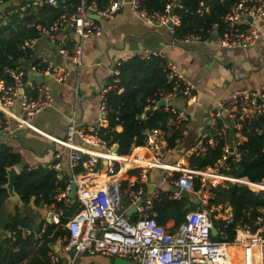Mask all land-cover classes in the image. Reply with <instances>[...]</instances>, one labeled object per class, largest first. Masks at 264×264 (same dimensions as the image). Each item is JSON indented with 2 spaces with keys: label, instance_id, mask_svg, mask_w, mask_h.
Instances as JSON below:
<instances>
[{
  "label": "built area",
  "instance_id": "1",
  "mask_svg": "<svg viewBox=\"0 0 264 264\" xmlns=\"http://www.w3.org/2000/svg\"><path fill=\"white\" fill-rule=\"evenodd\" d=\"M143 1L107 0L104 6L98 8L94 1L78 0V6L73 14L47 27L37 26V34L38 37H48L53 43L57 42V53L71 63L74 71L81 66L82 44L101 35L102 29L98 19H111L123 5H128L134 17L144 25L165 26L174 37V31L180 24L176 13L181 9L180 0H169L159 12H147L142 7ZM4 2L0 1V5ZM44 5L57 7L58 3L57 0L26 1L13 6L7 12L6 8H0V18L12 14L24 16L31 8H41ZM93 15L97 19H93ZM65 26L71 30L74 37L67 47L61 42L60 35L61 29ZM263 32L264 0H235L221 15L219 22L211 25L209 38L202 40L198 35H186L180 40L175 37L173 39L181 45L210 42L223 49L250 48L255 46ZM35 42L30 41L25 45L32 48ZM132 57L150 59L160 55L154 51L143 50ZM163 71L167 82L172 83V92L159 94L158 99L152 101V104L155 106L162 100L163 110L171 114L165 127L179 130V134H183L182 127L187 121V116L182 111L174 110L168 102L179 97L193 104L196 97L192 92V86L181 77L173 62L164 61ZM27 73L40 78V83L31 89V95L23 92ZM117 73V69H112V76H116ZM2 75L0 132L11 135L12 130L8 121L12 116V107L16 105L19 112L17 126H28L33 117L48 109L52 103L51 89L42 82V79L48 78L56 84H61L67 77V70L52 63H45L42 66L40 63L27 65L19 63L15 67H4ZM108 89L101 91L97 122L81 126L70 121L65 124L62 140L56 141L64 149L70 179L54 198L66 206L70 201L69 184L74 182L73 198L79 208L64 222L65 248L72 252V261L81 255H98L103 258L121 259L129 264H230L233 257L229 248L235 245L238 248L239 264H264V219L256 218L252 226L237 225L234 229V238L229 241L227 229L232 224V215L228 216L215 228L214 240L209 231L213 227L211 222L213 217L204 210L207 208L209 189L220 185L218 180L212 178V173H217L220 169L228 170L227 160L231 159L233 165L239 161L236 148L245 141L242 131L246 123L259 118H262L264 123V84L250 91L233 92L209 111L208 133L199 137L186 155L204 156L208 149H213L221 143L222 154L213 167L188 170L185 162L165 167L168 174L172 172L178 174L177 179L170 182L175 189L170 198L179 199L180 191H185L194 194L203 207L187 211L183 222L173 230L155 223L153 202L157 199L158 193L146 194L147 174L150 170L160 167V150L167 147L162 131L145 129L142 132L144 138L142 147L147 152V157L133 167V180L128 183L127 192L122 193L110 153L114 145L109 146L97 134L98 128L104 125V95ZM229 123L232 124L235 142L231 149L224 147ZM257 132L260 133L261 130ZM173 142L177 143L178 139ZM10 151L21 156L18 148L10 147ZM101 160L105 161L103 167L100 166ZM37 168L34 163L27 165V170ZM43 169L52 172L56 179L60 180L62 167L59 162L47 164ZM77 169L78 172L74 173ZM100 171L103 175L97 176ZM194 179L198 185L196 191ZM138 201L140 205L136 206ZM50 206L46 207L44 223L56 224L62 217V212ZM132 206L135 208L134 213L126 218L124 213ZM15 233L29 235V232L24 233L18 226L15 231L7 232V237L12 238ZM48 261L49 264L57 262L51 254Z\"/></svg>",
  "mask_w": 264,
  "mask_h": 264
},
{
  "label": "crops",
  "instance_id": "2",
  "mask_svg": "<svg viewBox=\"0 0 264 264\" xmlns=\"http://www.w3.org/2000/svg\"><path fill=\"white\" fill-rule=\"evenodd\" d=\"M8 1L9 6L7 8H12L17 4L35 0ZM38 9L33 7L27 13L36 14ZM66 17L62 15L59 19ZM98 23L102 29L101 35L82 44L81 66L77 71L72 69V65L67 59L57 53L58 43H53L48 37H39L33 47H30L34 60L40 64L52 63L66 69L67 77L61 84H56L48 78L42 79V82L51 89L52 103L48 109L33 117L28 126H17L19 112L17 106L14 105L11 109L12 116L8 121L12 134L5 135L0 132V144L20 149L21 164L26 167L29 163H34L38 167L44 168L47 164L59 162L62 167L60 180L66 177L68 181L70 172L66 167L65 152L56 143V141L62 140L64 136L65 124L70 121L81 126L95 124L99 117L98 106L101 91L111 88L112 69L115 68L116 64L126 61L140 51H154L159 53L160 58L164 61H171L175 64L181 77L192 86V92L196 97L193 104L179 97L168 102V105L174 110L184 112L187 121L182 127L183 134H179V130L165 127L166 131L162 132L165 141L177 131L178 142H173L171 148L166 147L160 150V167L150 170L147 174V186L154 185L151 193L161 191L172 194L175 189L170 182L175 181L178 174L176 172L168 174L165 167L179 162H185L187 165V151L199 137L208 133L209 111L233 92L250 91L264 84V32L255 46L250 48L223 49L210 42L181 45L174 41L172 35V37L169 35L168 29L166 35L165 32L159 30V27H148L141 24L131 13L128 5H123L109 20L98 19ZM60 35L62 37L61 42L66 47L70 46L74 40L71 30L65 26L61 29ZM20 64L27 65L30 63L21 61ZM35 84L26 78L23 92L31 95V89ZM115 130L119 131L120 128L116 127ZM114 147L116 146L114 145L110 151L114 163V172L120 181L121 192L126 193L129 189L128 183L133 180V167L147 157V152L142 146H139L133 147L128 155L118 156L117 153H112ZM224 147L231 149L226 136ZM127 164L128 166H125ZM103 165H105V161L101 160L100 166L103 167ZM13 167L18 173L20 167ZM187 169L189 170L188 166ZM227 172L228 170L220 169L217 173H212V178L218 180L219 187L225 188L231 184L245 186L253 192L264 191V185H261L260 189L253 188L256 184H264V181L250 183L243 177L235 178L228 175ZM101 175L103 173L100 171L97 176ZM188 194L191 196L187 198L188 202L197 209V206L200 205L199 199L194 194ZM73 202H76L75 199L70 197L67 205ZM46 207L41 204L36 205L33 198L25 206L21 202L16 205L4 202L0 211V221L16 211L21 218L28 220L26 227L21 228L24 233L25 231L29 232V235L20 233L21 238L31 236L32 239H38L46 225L57 224L44 223ZM207 209L212 211V220L215 221H221L232 215L231 208L226 202L210 206ZM261 214L264 217L263 210H261ZM39 224H41V229L38 232ZM172 226V220L167 221L164 225L166 229ZM61 227L64 229V224ZM6 237L7 231L0 226V239ZM64 238L57 239L52 246L53 252L47 254V261L50 254L56 258V264H111L113 261L111 258L105 259L98 255H81L72 261V252L65 248ZM232 247L233 250L230 252L233 258L230 264H239L236 262L238 261V248L235 245ZM233 251L236 252L233 253ZM71 261L72 263H70ZM20 264H26V261Z\"/></svg>",
  "mask_w": 264,
  "mask_h": 264
},
{
  "label": "trees",
  "instance_id": "3",
  "mask_svg": "<svg viewBox=\"0 0 264 264\" xmlns=\"http://www.w3.org/2000/svg\"><path fill=\"white\" fill-rule=\"evenodd\" d=\"M91 1L101 8L107 0H86V2ZM168 1L144 0L142 7L147 12H159ZM234 1L180 0L181 9L176 11L180 24L174 31V37L177 40L186 35H198L202 40L209 38L211 25L219 22L221 15ZM57 3V7L42 6L36 14L27 13L23 17L12 14L0 18V78H3L2 69L4 67H15L21 61L37 64L38 61L33 59L32 49L25 45L39 38L36 27H47L62 15L73 14L78 6V0H63L62 2L57 0ZM9 9L6 8L5 11ZM163 64L164 60L160 57L150 59L132 57L115 66L118 73L111 77V88L104 95V125L98 128L97 134L109 146L117 147L118 156L128 155L133 147L142 146L144 141L142 132L145 129L166 131L165 123L171 114L165 112L163 107L153 109L152 104V101L158 99L159 94L172 92V83L167 82ZM114 80L116 82H113ZM263 124L262 118L246 123L242 131L245 141L236 148L239 161L234 165L231 164V159L226 162L229 165L228 175L235 178L243 177L250 183H260L264 180ZM116 127L120 130L116 131ZM258 130L261 132L258 133ZM178 132L175 131L166 140L168 148L173 146ZM221 149L222 144L219 143L213 149H208L204 156L188 157L186 159L188 168L202 170L213 167L222 154ZM13 166L20 167L14 179L13 191L22 205L25 206L33 198L36 205H51L54 210H61L62 217L56 225H46L38 239H32L31 236L21 238L19 233H15L12 238L0 239V264H20L23 261H26V264H47V254L53 252L52 246L57 239L66 237V232L61 225L64 224L66 218L77 212V203L73 202L63 206L54 198L67 183L66 177L58 181L52 172L43 168L27 170V167L21 164L20 157L11 153L9 146L0 144V211L7 199L6 190L3 188L6 184V169ZM77 172L78 169L74 171V173ZM193 185L196 191L198 189L197 180H193ZM170 195L171 192L160 191L153 202V211L157 225L164 226L167 221L172 220L173 226L168 230H173L183 222L185 213L196 207L183 196L179 199H171ZM224 202L231 208L232 213V224L227 229L229 241L234 238V229L237 225L252 226L256 218L264 219L261 214V210L264 211V191L253 192L245 186L231 184L225 188L209 189L207 208ZM211 222L215 228L221 224V221L211 220ZM0 224L3 230L12 232L18 226L26 227L28 220L21 218L15 211L0 221ZM40 229L41 224L37 231L39 232Z\"/></svg>",
  "mask_w": 264,
  "mask_h": 264
},
{
  "label": "water",
  "instance_id": "4",
  "mask_svg": "<svg viewBox=\"0 0 264 264\" xmlns=\"http://www.w3.org/2000/svg\"><path fill=\"white\" fill-rule=\"evenodd\" d=\"M125 2H128V0H125ZM9 6V1H5L4 3H2L0 5V8H7ZM93 19H97L96 16H92ZM26 78L28 81H32L36 84L40 83V78L38 76L32 75L31 73H27L26 74ZM164 107V102L162 100L158 101L155 104V108H161ZM112 153L116 154L117 153V147H114L112 150ZM229 158V157H228ZM17 172L14 169V167H10L8 169H6V184L3 186V188L6 190V194H7V199L5 200L6 203H9L11 205H16L20 203V200L18 199L17 195L14 193L13 191V183H14V179L17 176ZM154 189V185H149L146 187V192L147 194H150ZM69 190H70V197L73 198L74 196V192H75V184L74 182H70L69 184ZM180 195L185 197V198H189L191 197L188 193H186L185 191H180ZM140 205V201H138L136 203V206ZM134 206L130 207L129 209H127L124 213L126 218H129L133 213H134ZM210 231V236L212 239L216 240V230L214 227H211L209 229ZM254 229L251 230V232H253ZM111 264H129L128 262L121 260V259H113Z\"/></svg>",
  "mask_w": 264,
  "mask_h": 264
},
{
  "label": "rangeland",
  "instance_id": "5",
  "mask_svg": "<svg viewBox=\"0 0 264 264\" xmlns=\"http://www.w3.org/2000/svg\"><path fill=\"white\" fill-rule=\"evenodd\" d=\"M143 24V23H141ZM144 25V24H143ZM147 26V25H146ZM148 27H159V30L161 32H165L166 35H167V28L165 26H148ZM171 36V34H169ZM172 37V36H171ZM226 139L228 140V143L229 145H231V147L234 145V139H233V129H232V124L229 123V130L226 132ZM197 208H200V209H203V207H201V205H198ZM209 215H212L211 214V210L209 209H204ZM106 259V258H105ZM114 258H111V261L113 260Z\"/></svg>",
  "mask_w": 264,
  "mask_h": 264
},
{
  "label": "bare ground",
  "instance_id": "6",
  "mask_svg": "<svg viewBox=\"0 0 264 264\" xmlns=\"http://www.w3.org/2000/svg\"><path fill=\"white\" fill-rule=\"evenodd\" d=\"M261 185H264V184H263V183H262V184H256V185H254V187H253V188H254V189H260ZM231 247H232V246H231ZM231 247L229 248V251H231V252H232V250H233V247H232V248H231ZM234 252H236V251H233V253H234ZM232 262H234V261H232Z\"/></svg>",
  "mask_w": 264,
  "mask_h": 264
}]
</instances>
